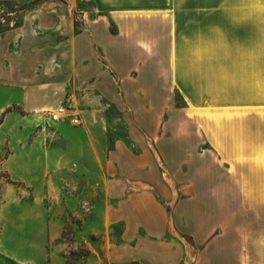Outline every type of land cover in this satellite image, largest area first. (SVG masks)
<instances>
[{
	"label": "crops",
	"instance_id": "0c3cea01",
	"mask_svg": "<svg viewBox=\"0 0 264 264\" xmlns=\"http://www.w3.org/2000/svg\"><path fill=\"white\" fill-rule=\"evenodd\" d=\"M5 2L34 7L0 32V155L45 154L59 169L61 151L91 158L93 111L72 113L86 124L61 149L37 139L38 154L7 132L63 106L79 80L98 102L130 98V120L118 108L120 120L99 122L128 135L115 156L138 178L121 202L138 210L139 264H264V0ZM158 209L170 218L152 217ZM176 243L181 252L166 250Z\"/></svg>",
	"mask_w": 264,
	"mask_h": 264
},
{
	"label": "rangeland",
	"instance_id": "374dc122",
	"mask_svg": "<svg viewBox=\"0 0 264 264\" xmlns=\"http://www.w3.org/2000/svg\"><path fill=\"white\" fill-rule=\"evenodd\" d=\"M32 7L31 2L0 3V32L19 25L23 12ZM78 8L90 10L92 5L79 2ZM80 28L77 17V30ZM86 85L85 81L75 82V97L62 105L71 115L82 109L95 112L89 120L95 124L91 137L96 145L91 148V158L76 151H61L53 156L64 162L59 169L45 154L43 160L36 156L11 161H6L8 152L0 155V264H139L142 250L133 239L131 218L138 210L121 202L131 195L133 180L138 178H133L131 159L121 162L115 156L117 141L128 135L122 128H101L99 122L104 118L120 120L118 108H123L130 120L131 101L111 96L98 102L82 95ZM173 104L178 107L180 99L175 97ZM101 107L108 113L100 116ZM80 120L79 125H72L69 118L55 122L48 112L37 113L27 126L9 130L7 135L14 142L26 138L31 142V149L29 144L27 149L39 154L37 139L46 141L52 150L65 146L64 136L74 140L81 137L77 128H84L86 121ZM5 139H1L3 143ZM175 168L179 173L180 167ZM169 211L158 209L150 214L170 218ZM179 243L187 242L181 239ZM179 243L166 250L181 252Z\"/></svg>",
	"mask_w": 264,
	"mask_h": 264
},
{
	"label": "built area",
	"instance_id": "2783aa9c",
	"mask_svg": "<svg viewBox=\"0 0 264 264\" xmlns=\"http://www.w3.org/2000/svg\"><path fill=\"white\" fill-rule=\"evenodd\" d=\"M50 118L55 121H63L65 119H70V123L72 125H79L81 123V120L78 115H70L67 111V109L64 106H61L57 108L56 110H52L49 112Z\"/></svg>",
	"mask_w": 264,
	"mask_h": 264
}]
</instances>
